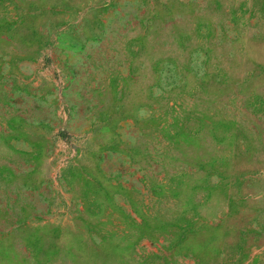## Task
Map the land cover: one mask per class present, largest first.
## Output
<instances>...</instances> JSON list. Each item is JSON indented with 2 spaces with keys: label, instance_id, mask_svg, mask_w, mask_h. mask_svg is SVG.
Returning <instances> with one entry per match:
<instances>
[{
  "label": "rangeland",
  "instance_id": "1",
  "mask_svg": "<svg viewBox=\"0 0 264 264\" xmlns=\"http://www.w3.org/2000/svg\"><path fill=\"white\" fill-rule=\"evenodd\" d=\"M0 264H264V0H0Z\"/></svg>",
  "mask_w": 264,
  "mask_h": 264
}]
</instances>
